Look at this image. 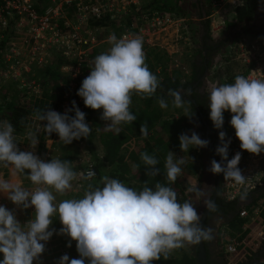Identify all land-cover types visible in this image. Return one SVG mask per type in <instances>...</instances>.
I'll list each match as a JSON object with an SVG mask.
<instances>
[{"label":"clouds","instance_id":"clouds-1","mask_svg":"<svg viewBox=\"0 0 264 264\" xmlns=\"http://www.w3.org/2000/svg\"><path fill=\"white\" fill-rule=\"evenodd\" d=\"M235 2V0H230ZM111 45L107 52L94 58L90 74L87 75L77 95L83 98L86 107L102 109L101 119L106 121L105 131L119 135L123 125L137 120L130 110L133 95L141 98L153 97L160 87L158 77L153 74L147 63L144 41L139 35L132 38H117L115 33L108 37ZM173 97L172 106L185 107L182 91L169 89ZM210 119L216 129L224 125V112L232 113L230 124L240 141V149L259 155L264 152V79L246 78L237 75L234 83L213 85L208 93ZM162 109L168 103L157 98ZM73 107L64 114L55 110H37L35 118L46 121L43 126L50 136L57 133L63 144L73 140L88 138L91 127L86 123V113L72 102ZM74 111L70 116L68 112ZM179 118V117H176ZM15 129L9 121L0 122V167L9 168L11 175L25 176L34 185L29 190L19 182L0 177V193H3L17 207H34L35 217L21 224L14 211L0 205V264H33L39 261L45 251V243L56 230L50 229L54 217H59L62 227L57 234L67 235L76 241L79 259L69 260L67 254L59 258L58 264H152L161 258L167 260L173 251L184 247L196 246L214 239L213 228L201 224L194 202L178 200L177 192L170 186L159 182L154 189L147 186L140 190L126 186L116 178L107 175L101 178L102 187L89 183L82 198L57 201L73 189L78 178L91 181L96 173H77L71 161L52 158L42 160L34 154L38 145V135L29 133V146L33 151H22L14 135ZM141 135H149L146 123L141 124ZM226 132L219 131L221 144L216 153L222 162L211 161L209 171L223 174L225 180L237 185L247 181L239 167L241 152L229 159L228 149L231 139H225ZM180 149L188 152L192 147H207L208 140L201 139L196 132L179 135ZM147 176H158L159 161L147 152L140 154ZM186 161L174 152L167 153L164 168L169 184H174L182 176V166ZM188 193L195 194L208 212H216L218 206L205 189L192 185ZM247 191L241 195L246 199Z\"/></svg>","mask_w":264,"mask_h":264},{"label":"trees","instance_id":"trees-1","mask_svg":"<svg viewBox=\"0 0 264 264\" xmlns=\"http://www.w3.org/2000/svg\"><path fill=\"white\" fill-rule=\"evenodd\" d=\"M199 2L201 5H199ZM186 4L197 9L198 25L196 29L199 31L200 26H202L203 29V33L197 38L195 53L192 55V59L189 63L190 72L186 80H181L180 69L169 64L168 57L163 51L155 47L143 46L146 53V63L150 71L158 77L160 87L153 97H140L142 101L140 107H130V110L136 115L137 120L132 124L123 125V131L119 135L115 134L113 131H105L104 126L97 120V110L85 106L83 98L77 95L83 77H77L74 84L71 86V77L69 74L63 72L61 67L71 65L72 63L61 56L55 57L38 71L37 74L39 75L40 73V76L39 78L37 77V83L35 84V86L38 87V95L32 97L31 104L27 105L24 102L10 101L0 112L2 118L13 125L15 129L14 135L18 137V135L22 134L28 117L30 115L35 117L37 110L42 112L43 110L52 109L64 114L67 109L73 107L72 102L75 101L76 106L86 113V123L93 126L97 131L99 144L101 146V154L97 156L92 152L90 138H83L85 145L91 152V159H89L88 163L92 171L96 173L95 178L91 181L78 179L83 187V191L86 190L89 183L93 184L94 187H102L103 185L100 183L101 178L107 175L110 178L119 179L121 182H131L133 188L137 190L142 189L145 183L153 189L157 182L165 186H170L177 192L178 200L183 203V179L180 176L174 184H169L165 175L164 163L169 150L174 153L181 150L179 146V135L181 133L191 135L192 126L189 122L190 117L185 115L176 120L162 118L160 111L154 106V102L157 101L158 97H162L165 100L173 99V97L169 95V89L182 91L184 93L189 91L190 96H184L185 102L190 106L188 115L195 114L197 109L202 110L203 105L197 101V94L194 92L195 87H193V83L198 85L199 77L205 70L207 72L215 62H220L222 67V70L215 73L218 78V85L224 84L226 80L233 76L236 65L234 61L230 62L228 60L227 47L235 42L243 33L260 34L259 31L253 30L254 25L252 22L255 19L259 7L264 6V0H242L240 4L236 5L233 10L232 19L224 23V32L220 37H214L210 34L209 12L205 7V0H196L193 2H188L187 0H151L143 7L137 8L131 6L125 15L121 17V19H123L122 22L118 21L117 25H122L123 27L126 25H134L136 17L141 15V12L146 13L152 10L167 13L172 12L183 17L188 9ZM111 22L112 20L105 15H101L98 18L90 16L86 19L87 26L91 28L107 27L112 24ZM246 25H249L250 28L247 29L245 27ZM120 26H117L114 31L121 30ZM262 28H264L263 24ZM95 56L96 50L92 48L88 50L84 58L90 59ZM81 64V72L83 74L86 65L83 61ZM220 72L221 74L223 73V77L220 76ZM79 98H81V101H78ZM63 100L66 101V109L60 112V103ZM68 115L74 116L75 112H68ZM46 123V121H42L40 124L39 138L42 142L50 139L51 145H53V143L60 141L59 136L57 133H52L49 136L43 127ZM144 123L148 126L149 135L147 138L143 137L140 132L141 124ZM142 152L154 155L158 159L159 163L157 167L160 168V174L158 176L152 177L145 174L146 168L140 156ZM228 158L231 159L229 150ZM63 159L72 160L71 158ZM74 161V164H72L73 170L78 173H84L88 163ZM187 168L191 173L195 174L197 172L196 165H188ZM246 198H249V201L245 205L239 204V201H242L241 198L225 201L219 193L215 198L216 205H221L222 207L221 213L225 219L224 224L228 236L233 237L235 233L241 232V228L245 222V219L238 217V212L241 208H245L249 212L251 208L257 205L258 218L264 223V182H261V184L248 192ZM203 224L204 222L202 225ZM61 227L62 225L55 224L57 232ZM242 236L243 234L241 233L239 238ZM58 239L66 254L69 256V260L80 258L76 249V241H71V247H69L68 244L71 239L69 236L58 234ZM207 242L208 241L202 242L207 264H231L225 259L221 247L219 248L216 246V255L211 258L208 252ZM196 252V247L192 246L190 253H181L177 257L170 255L169 259L165 260L161 258L160 260L153 261L152 264H198L195 258ZM263 260L264 243L254 251L246 253L240 260L235 261L233 264H261ZM85 264H88L87 260H85Z\"/></svg>","mask_w":264,"mask_h":264},{"label":"built area","instance_id":"built-area-1","mask_svg":"<svg viewBox=\"0 0 264 264\" xmlns=\"http://www.w3.org/2000/svg\"><path fill=\"white\" fill-rule=\"evenodd\" d=\"M137 3V0H46V3L41 6L38 0H0V80L14 81L20 89L33 93L39 78L36 76V69L44 65V56L47 54L45 52L55 49L58 52L78 53L76 61L68 60L72 64L61 67V70L67 71L65 73L71 77L72 86L77 77L84 79L91 71L89 59H85L84 55L88 48L94 46L95 37L92 34L82 35L80 33L81 27L87 26L86 19L90 16L98 18L101 15L107 16L110 20L119 19L131 6L139 8ZM240 3L239 0H235L234 3L230 0H205V7L208 12L226 8L233 15L235 6ZM260 8L261 23L264 25V6H260ZM69 10L72 11V17L68 14ZM164 13L167 12L155 10L141 12V15L136 17L134 25H128L130 30L122 33L121 37L131 38L142 35L143 38L144 30L146 32L150 30L146 26L141 28L142 22L153 27L160 21L159 14ZM176 16L177 18L174 20L177 23L182 22L183 17ZM74 17L76 19L72 20ZM164 20L169 21V16L162 19V21ZM170 22L172 21L170 20ZM223 26L222 21L218 29H222ZM151 30L153 29L151 28ZM262 30L264 31V28ZM10 34L22 36L20 42H12L10 40L12 36L9 38ZM257 36L259 35H253L247 42L244 39L238 41L233 56L237 69L224 84L234 83L237 75L252 79H264V37ZM144 40L148 43L146 38ZM82 61L86 65L83 74L81 72ZM78 101H81V98ZM65 109L66 101L63 100L60 103V112ZM229 116L231 119L232 114ZM230 130V156L232 158L236 152H241L239 167L247 181L244 185H237L231 180H225L222 174L219 178L218 192L225 201L240 199L245 191L248 193L264 182V170L256 168L252 161L253 154L240 149V141L235 135V129L231 126ZM43 143L46 150H49L51 140H45ZM77 161L89 162V160L82 161L80 158H77ZM89 170L92 169L88 163L84 173L86 174ZM128 183L132 186L131 182ZM257 212V205L249 212L245 208H241L238 217L245 219L241 232L235 233L233 237L228 236V233L225 232L226 243L221 248L227 262L233 264L246 253L254 251L264 243V223L258 218ZM241 233L243 236L239 238ZM261 264H264V260Z\"/></svg>","mask_w":264,"mask_h":264},{"label":"rangeland","instance_id":"rangeland-1","mask_svg":"<svg viewBox=\"0 0 264 264\" xmlns=\"http://www.w3.org/2000/svg\"><path fill=\"white\" fill-rule=\"evenodd\" d=\"M151 0H137V6L138 7H143L146 6ZM188 2L194 1V0H187ZM242 0H239V2ZM39 4L43 6L46 3V0H38ZM187 5V11L183 15V20L182 22H178L174 20V18H177L175 13H164V14H159L161 16L159 18L158 24H155L153 27L151 25H148L145 22H142L141 28L144 26L149 27V32H146L144 30L143 34V40L146 38L148 41L145 42L143 46L147 47H155L158 50L163 51L166 56L168 57L169 64H174L177 68L180 69L181 72V80H186L187 75L189 74V63L192 59V55L195 53V48H196V41L197 38L199 37L200 30L197 31L196 27L198 25V19H197V9L193 6H190L189 4ZM68 14L72 15V11H68ZM166 16H169V21H162L163 18ZM174 16V17H173ZM76 17L72 18V20H75ZM115 18L112 20V24H110L107 27H88L86 25L82 26L80 29V33L82 35H87V34H92L95 37V43L92 48H95L96 50V56L103 53L107 52L111 45L108 43V37L110 34L115 33L117 38H122L121 34L125 33L130 30V27L126 25L123 27L122 25H117V22H122L123 19ZM232 19V15L228 9H221V10H216L213 12H209V29H210V34L211 36L214 37H220L223 32H224V26L222 29H218L219 26H221V22L223 21L224 23L230 21ZM170 20L172 22H170ZM260 21L259 13H256L255 19L252 22L253 25L257 24ZM147 24V25H145ZM120 26L121 30L114 31V29ZM123 27V29H122ZM145 28V29H146ZM151 28L153 30H151ZM22 30V29H21ZM259 36L257 37H264V31L259 32ZM256 34H251V33H243L241 36L233 42L230 46L227 47V52H228V60L230 62H233V56H234V51L235 47L238 43L239 40L244 39L245 42L250 40L251 37ZM12 36L10 34L9 38ZM142 36V35H141ZM22 36H19L18 34H14L10 38V40L14 43H19L20 39ZM133 37V36H132ZM131 37V38H132ZM88 48L85 51V54L88 52V50L92 49ZM47 50V49H46ZM45 50V51H46ZM44 58L45 62L44 65L53 60L57 56H61L65 60H77L76 56H78L77 52H58L55 49H50ZM218 53V52H217ZM218 55V54H217ZM216 55V57H217ZM95 56V57H96ZM88 57V56H86ZM89 59V68L93 66V61L94 58ZM218 59V58H217ZM235 62V61H234ZM220 62H215L212 64V67L205 73V78H204V84H205V89L209 92L210 88L213 85H217V77L215 75L216 72H219L222 70ZM236 65V63H234ZM43 65V66H44ZM42 66V67H43ZM237 66V65H236ZM37 68L36 69V75L37 77L40 76L37 74L38 71L42 68ZM237 67L235 68V70ZM91 70V69H90ZM63 72H67L64 69H62ZM223 73L220 76H222ZM0 112L3 110L4 106L10 102V101H19V102H24L27 105H30L32 102V97L38 95V87L35 86V91L32 92H27L23 89H20L18 84L15 83L14 81L11 80H0ZM172 100H166L168 103V108L167 109H162L160 108L159 104L157 101L154 102V106L160 111L162 118L165 119H172L176 120L181 118L182 116H185V111L184 108H175L172 106ZM142 105L141 98L139 96L133 95L132 97V105L130 107H140ZM185 107L188 109L187 114L189 113V105L187 102H185ZM102 114V109L97 110V120L105 126L106 121L102 120L101 117ZM230 113L229 111L224 112V125L222 128V131L226 132V140L230 138V129H231V124H230ZM179 117V118H176ZM5 121L4 118H2L0 114V122ZM42 121H38L33 115H30L28 117L26 126L22 132V134L18 135L16 137V140L18 142V147L22 151H33V149L30 148L29 146V133L35 132L38 135V145L34 149V154L38 155L42 160L45 161H50L52 158H59L61 160H65L63 158H71V164H74V160L77 162V158H80L82 161H88L91 156V152L88 149V147L85 145V141L83 140V137L80 138L79 140H73L71 144H63L62 141H58L53 143V145L50 146L49 150H46V147H44V143L42 140L39 138V129H40V124ZM90 126V125H89ZM91 127V134L89 136L90 138V145L92 148V152L99 156L101 154V146L99 144L98 140V133L95 130L93 126ZM192 132V129H191ZM229 150V149H228ZM198 149L195 147H192L188 150V152H183L179 150L178 152L175 153L177 157H183V159L186 161L185 165L182 166L183 169V174H182V187H183V195H184V201L185 200H191L194 202V206L200 214L201 208L204 205L203 203V198H198L196 197L195 194L188 193L187 188L198 184L201 188L205 189V191H208V186L211 181V175L209 176L208 181H204V175L201 177L198 174V169L199 166H197V172L191 173L189 169L187 168L188 165H196L197 164V155H198ZM246 151V150H242ZM70 161V159H69ZM252 161L255 163L256 168L260 170H264V152H261L259 155L253 154ZM78 173V172H77ZM79 174V173H78ZM0 177L6 179V180H13L14 182H19L22 184V186L26 189L32 190L34 189V185H32L31 181L28 180L25 176H16L13 177L11 175V170L9 168H3L0 167ZM79 179V178H78ZM78 179L73 182V189L70 190L65 196H58L57 201H61L63 199H71V198H82L84 195L83 187L79 183ZM202 179V180H201ZM126 186L132 187L130 183L124 182ZM263 199V198H261ZM259 199V200H261ZM0 205L5 206L9 210H12L15 212L17 219L21 222V224L26 223L28 220L32 219L35 217L34 213V207L28 208V209H23L19 208L16 205H14L5 194L0 193ZM55 224H60L59 217H54L53 218V223L50 226V229H55ZM219 224V223H218ZM217 224V227L214 231V239L212 240L213 243L211 245V257H215L216 255V246L217 247H222L225 245L226 240L224 238V234L226 232V227L224 223H220L219 225ZM56 230V229H55ZM190 247H184L181 249H177L173 251L171 254L172 256H179L181 253H190ZM66 254L64 248L62 247L59 239H58V234L57 231L54 232L52 237L45 243V251L42 253L40 260L39 261H34L33 264H58L59 258ZM3 259V254L0 253V260Z\"/></svg>","mask_w":264,"mask_h":264},{"label":"flooded vegetation","instance_id":"flooded-vegetation-1","mask_svg":"<svg viewBox=\"0 0 264 264\" xmlns=\"http://www.w3.org/2000/svg\"><path fill=\"white\" fill-rule=\"evenodd\" d=\"M194 1H196V0H194ZM191 2H193V1H191ZM199 5H201L200 2H199ZM259 17H260V15H259ZM245 27L247 29L250 28L249 25H246ZM253 30L259 31V32L262 31L261 20L253 26ZM204 78H205V75L203 77L201 75L199 77V84L196 85V83H193V87H195L194 92H195V94H197V97H196L197 101L200 104L202 103L203 109L202 110L197 109L195 114H193L191 116L189 122L192 126V132L193 131L196 132L200 136L201 139H205V140L209 141V144L207 147L198 149V151H197L198 155L196 156L197 157L196 158L197 159L196 166H199L198 174L201 177H203V175H205V174L211 175V181L209 183L207 193H209V195H211V197H212V194L214 191V182H215V178H216L217 174L211 173L209 171V168L211 167V161L213 159H215L217 162H220V160L222 161L221 156L216 153L217 146H219L221 144V141L219 139V131H222V129L214 128L213 122L210 119V108L208 107V104H209L208 93L209 92L205 89ZM186 95L190 96L189 91L186 92ZM189 109H190V106H189ZM192 132H191V134H192ZM220 176H221V174H220ZM220 176H219V178H220ZM218 185H219V182H218ZM218 193L219 192H217V194ZM215 198H214V200H215ZM217 206H218V210L216 212H208L205 205H203L201 208V212H200V213H202V212L207 210L206 215H205L204 220H203V222H204L203 226L212 227L213 228V235H214V231L217 227V224L225 222V219L221 213L222 207H221V205H217ZM212 243H213V241L207 242L208 252H209L210 257H211V253H212V251H211ZM213 257H211V258H213Z\"/></svg>","mask_w":264,"mask_h":264},{"label":"water","instance_id":"water-1","mask_svg":"<svg viewBox=\"0 0 264 264\" xmlns=\"http://www.w3.org/2000/svg\"><path fill=\"white\" fill-rule=\"evenodd\" d=\"M258 13L260 15V20H261V8L260 7L258 9ZM202 33H203V29H202V26H200V34H199V37L201 36ZM205 73H206V70L203 72L202 77L205 75ZM220 162H222V161L220 160ZM208 175L209 174H205L204 175V178H203L204 181H208V179H209V176ZM219 176H220V174H217L216 175V178H215L214 191H213V194H212V198L213 199L216 197L217 192H218ZM248 201H249V198H246V199H244L242 201H239V204L240 205H245V204H247ZM206 212H207V210L204 211V212H202V213H200V215H201V224H202V222L204 220V217L206 215ZM195 247L197 249V252H196V255H195V258H196L197 263L198 264H207L206 263V256H205V251H204L203 244L201 243L199 245H196Z\"/></svg>","mask_w":264,"mask_h":264}]
</instances>
